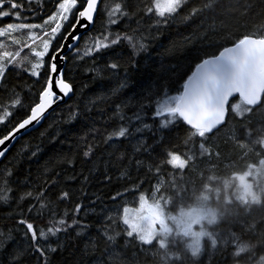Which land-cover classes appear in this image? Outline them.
I'll use <instances>...</instances> for the list:
<instances>
[{"label": "snow or ice", "instance_id": "1", "mask_svg": "<svg viewBox=\"0 0 264 264\" xmlns=\"http://www.w3.org/2000/svg\"><path fill=\"white\" fill-rule=\"evenodd\" d=\"M44 7L43 0H0V158H6L8 145L18 135L40 124L53 104L74 94L73 84L65 75L66 49L75 51L73 60L111 57L106 67L116 71L122 44H127L132 55L145 50L139 31L145 18L160 25L182 13L185 21L211 14L214 19L199 38L210 39L217 32L219 19L223 28L220 36L231 40L230 46H222L218 54L196 62L179 94L157 93L160 98L152 115L158 130H167L177 120L187 126L185 151L173 150L177 145L168 146L156 135L153 145H146L142 129L149 125L140 114L121 116L122 123L104 136L105 144L112 148L118 141L137 139L131 153L119 147L110 153L108 163L111 158L127 161L119 164L121 171L115 179L129 183L108 199L118 202L129 192L136 199L132 204H122L115 216L105 213L106 206L101 207L96 241L87 239L86 243L93 251L103 245L98 264H140L135 253L131 259L113 254L120 237L126 238L125 245L134 241L141 252L150 251L153 264H205L206 258L220 249L228 251L232 264H252L256 248L264 249V182L257 179L264 176V0H118L110 5L104 0H55L54 10L47 15L43 14ZM99 12L106 22L96 36L90 37L91 43L85 41L81 52V37L76 31L86 26L82 22L93 25ZM37 15L41 22H32ZM25 50L31 60L22 57ZM120 108L117 104L116 111ZM76 115L69 113L70 118ZM229 124L232 127L222 147L214 141ZM94 140L95 134L91 140L83 136L76 148L81 162L90 165L86 175L76 173L74 160L66 156L64 180L60 172L39 186L26 178L25 190L12 197L8 180L12 172L4 169L6 187L0 202L15 200L19 207L27 201V205L13 217L12 229L0 230V264H29L30 260L32 264H52L54 254L64 248L67 239L90 236L93 225L85 218L89 212H96L97 201L103 205V197L89 195L87 186L93 178L104 186L114 179L107 168L96 176L99 169ZM252 152L259 157L258 164L247 163L246 170L230 176L215 171L235 167ZM144 153L148 156L141 159ZM133 163L137 173L143 168L157 181L147 191L141 190L144 179L139 175L132 179ZM164 172L170 176L167 185L161 178ZM188 172L198 173L203 182L199 190H192V201L185 203L189 189L184 177ZM68 181H75L79 187ZM61 205L65 211L58 215ZM221 226H226L227 235L220 231ZM204 240L207 244L202 243ZM258 264H264V256Z\"/></svg>", "mask_w": 264, "mask_h": 264}, {"label": "trees", "instance_id": "2", "mask_svg": "<svg viewBox=\"0 0 264 264\" xmlns=\"http://www.w3.org/2000/svg\"><path fill=\"white\" fill-rule=\"evenodd\" d=\"M115 2L118 0H104V3L109 5ZM193 2L203 3V0H193ZM54 4L55 0H51L44 7L43 14L47 15L54 10ZM103 7L102 4L100 8ZM213 19L211 14H206L185 21L182 13L180 17L169 21L167 24L157 25L153 20L145 18L139 26V31L144 36L145 50L132 55V50L127 44H122L119 50L120 68L116 71L106 67V61L111 57H105L103 60L99 58L93 60L92 57L73 60L75 51L66 55L68 60L65 75L73 84L74 94L67 103L56 107L38 130L21 139L0 165V196L5 194L2 189L6 187L3 176L6 167L12 172L11 177L8 178L12 188L9 195L12 197L18 196L25 190L26 178L29 183L35 182V185L39 186L48 176L60 172L61 180H64L65 171L68 169L64 160L66 156H70L74 160L72 167L76 173L83 172L86 175L90 165L81 162L76 155V148L81 137L87 136L91 140L95 134L94 142L97 145L95 158L98 161L97 168L99 169L96 176H99L107 168L114 179L108 186H104L98 179L93 178L87 186L89 195L97 193L103 197V205L97 201L96 212H89L85 218L91 221L93 225L90 236L67 239L64 248L54 254L52 264H98V261L102 259L103 245L101 244L98 249L93 251L92 245L86 243V240L96 241V224L101 216V207L106 206L105 213L115 216L122 204H132L136 199L131 192L128 193L126 199H121L118 202L108 199L110 195L117 190H122L129 183L125 180L117 181L115 179L121 171L119 164H127V161L117 162L115 158H111L112 162L108 163L110 153L114 151L115 147H119L121 151L126 149L131 153L137 139L118 141L112 148L105 144L104 136L107 135L108 131L114 130L116 126L122 123L121 116L128 118L134 112L140 114L142 120L149 125L148 128L142 129L143 143L146 145H153V137L156 135L162 137L168 146L177 145L173 150L185 151L183 138L187 134V126L182 121L177 120L169 125L167 130H158V122H154L152 119L153 110L160 98L157 93L169 96L179 94L182 91V84L186 75L194 69L196 62L218 54V50L222 46H230L231 40L220 36V31L223 28L219 19L216 20L217 32L212 34L210 39L199 38L202 37L203 30L208 29ZM39 21L41 22V17ZM39 21L34 20L32 22L39 23ZM105 22L106 18L102 12H99L93 30L86 34L80 42L81 52L85 41L91 43L90 37L96 36ZM26 31L24 30V32ZM240 31L242 32L244 29ZM23 56H27V60L32 59L27 50L22 53ZM114 90L116 91L114 92ZM117 104L121 105L118 112L116 111ZM70 112H76V117L70 118ZM159 119H163V117ZM231 127L232 125L229 124V128L223 129L219 134V139L214 142L220 143L223 147ZM108 143L111 144L112 142L109 141ZM70 148L72 152H69ZM33 151L37 152L36 156L31 155ZM147 156L148 153H144L141 159ZM9 161H11V165H9ZM258 161L259 157L255 155V152H252L244 160L238 162L235 167L216 169L215 171L219 175L230 176L232 172L246 170L247 163L258 164ZM131 170L133 180L136 179L137 175L144 179L141 189L143 191H147L151 183L157 182L146 174L143 168L137 173L134 163L131 165ZM207 174L208 172L205 170L204 176ZM161 178L167 185L170 180L168 173L164 172ZM176 179L180 183V177L177 176ZM184 181L186 182L185 186L189 189L184 195V201L190 203L192 190H199L203 178L196 172H188ZM68 183L74 184L76 188L79 187L75 181H68ZM26 205L27 201L19 207H17L15 200L7 204L0 202V230L7 232L12 229L14 227L13 217L17 216L20 209ZM108 209L112 211L108 212ZM63 211H65V206L61 205L57 209V214L59 215ZM220 231L225 235L228 234L226 226H221ZM125 239L123 237L118 238L113 254L119 253L131 259L135 253L140 264H153L150 251L141 252L140 245L134 241L125 245ZM204 244H207V241ZM85 249L87 252L84 251ZM262 256H264V249L257 247L252 264H258ZM103 259L107 261L108 257L105 256ZM29 264H32L31 260ZM205 264H232V260L227 250L220 249L210 258H206Z\"/></svg>", "mask_w": 264, "mask_h": 264}, {"label": "water", "instance_id": "3", "mask_svg": "<svg viewBox=\"0 0 264 264\" xmlns=\"http://www.w3.org/2000/svg\"><path fill=\"white\" fill-rule=\"evenodd\" d=\"M100 7H101V5H100ZM97 16H98V14L95 16V23H96ZM82 23L85 24L86 26H85V27H80V28H78L77 31H76V35L79 36V37H81L80 41L78 42L79 45H80V42H81L82 38H83L86 34L90 33V32L93 30L94 26H95V23H94L93 25H87L86 22H82ZM68 53H69V51L66 49V50H65V55H67ZM71 97H72V94H70V98H71ZM70 98L65 97V98H63L62 100L58 101L56 104H53L52 107H51L50 109H48L47 112L44 114V116H43V118L41 119V122H40L39 125H36L35 127L30 126V127L28 128V130H27V133H22V134L18 135V136H17V140L14 141L12 144H9V145H8V148H9L8 153L14 148V146H15V145H16L21 139H23L24 137L28 136V135L31 134L32 132L38 130V129L43 125V123L45 122V120L50 116V114L55 110V108L58 107V106H60V105H63V104H65V103H67V102L69 101ZM8 153H7V155H8ZM6 157H7V156H6ZM4 159H5V158H0V165H1V163L3 162Z\"/></svg>", "mask_w": 264, "mask_h": 264}, {"label": "rangeland", "instance_id": "4", "mask_svg": "<svg viewBox=\"0 0 264 264\" xmlns=\"http://www.w3.org/2000/svg\"><path fill=\"white\" fill-rule=\"evenodd\" d=\"M50 1L51 0H43V2H44V5L46 6L48 3H50ZM41 16L40 15H37L36 16V18H35V21H39V18H40ZM5 19H8V18H5ZM39 23H40V21H39ZM248 179H251V177H249ZM258 180H261L262 182H264V176H260V177H258L257 178ZM206 240H204V241H202V243H204Z\"/></svg>", "mask_w": 264, "mask_h": 264}]
</instances>
